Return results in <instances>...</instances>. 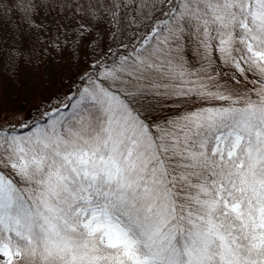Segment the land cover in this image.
Listing matches in <instances>:
<instances>
[{"label":"snow or ice","instance_id":"1","mask_svg":"<svg viewBox=\"0 0 264 264\" xmlns=\"http://www.w3.org/2000/svg\"><path fill=\"white\" fill-rule=\"evenodd\" d=\"M0 264H264V0H0Z\"/></svg>","mask_w":264,"mask_h":264},{"label":"rangeland","instance_id":"2","mask_svg":"<svg viewBox=\"0 0 264 264\" xmlns=\"http://www.w3.org/2000/svg\"><path fill=\"white\" fill-rule=\"evenodd\" d=\"M64 81L61 83V73L53 72L50 79H47L43 86L33 91L32 89H18L12 82H6L3 91V107L5 110H10L12 113L27 116L29 110L41 100L47 99L54 94L61 96L67 94L69 87V77L72 73L65 71L63 73Z\"/></svg>","mask_w":264,"mask_h":264}]
</instances>
